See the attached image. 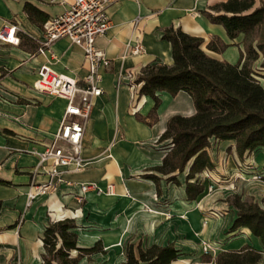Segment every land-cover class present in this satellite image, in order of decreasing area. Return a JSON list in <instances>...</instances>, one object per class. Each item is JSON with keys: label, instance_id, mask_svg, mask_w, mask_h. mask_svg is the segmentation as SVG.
I'll return each instance as SVG.
<instances>
[{"label": "crops", "instance_id": "obj_1", "mask_svg": "<svg viewBox=\"0 0 264 264\" xmlns=\"http://www.w3.org/2000/svg\"><path fill=\"white\" fill-rule=\"evenodd\" d=\"M223 1L118 0L107 7L112 27L95 39V45L110 64L101 69L103 92L92 100L84 127L81 154L88 163L81 171L64 173L63 182L56 183L51 193L30 199L31 183L49 179V163L39 166L35 152H42L54 136L66 106L65 99L34 90L38 69L47 64L53 73L81 82L87 63L82 50L67 38L52 43L55 59L38 54L41 26L24 11V3L29 2L51 18L72 0H0V29L15 25L17 31L13 35L17 41H0V179L10 182L0 185V264H42L43 229L65 218L75 221L80 246L101 242L102 253L93 254L90 261L82 259L88 263L124 262L127 242L142 247L173 243L180 255L169 264H214L219 252L243 246L264 250L247 227L231 229L236 209L227 201L237 193L252 195L261 203L264 180L252 177L264 174V149L239 158L234 140L211 139L207 151L214 168L191 179L204 190L188 199L187 169L174 173L180 182L176 185L167 180L168 175L150 168L160 165L167 152L169 141L158 138L168 119L194 114L193 100L185 91L157 92L156 119L149 123L154 100L139 94L140 84L134 83L144 66L173 63L171 45L162 38L169 26L201 37V47L209 56L236 63L243 51V34L232 40L221 24L206 16L212 5ZM254 1V7L259 6L261 0ZM21 35L25 36L22 44ZM215 37L230 45L221 52L207 49ZM137 41L145 51L131 54L126 44ZM260 61L261 57L255 63ZM151 173L158 176L157 182L144 175ZM66 182L111 185L113 194L89 191L79 197Z\"/></svg>", "mask_w": 264, "mask_h": 264}, {"label": "trees", "instance_id": "obj_2", "mask_svg": "<svg viewBox=\"0 0 264 264\" xmlns=\"http://www.w3.org/2000/svg\"><path fill=\"white\" fill-rule=\"evenodd\" d=\"M254 3V0H226L212 5L206 12L211 22L224 27L230 39L243 34V51H240L236 63L209 56L201 47V37L169 26L163 29L162 38L171 45L173 63L148 64L134 79L135 84H140L139 94L149 95L154 100L149 123L156 119L160 103L157 92L167 91L175 95L185 91L193 100L194 114L174 115L168 119L158 138L159 142L169 141L167 152L160 165L150 168L168 175L167 180L176 185L180 182L174 173L187 169L185 192L190 200L204 190L202 184L191 179L197 173L214 168L207 151L211 139L234 140L239 158L246 152L264 149V86L254 77L252 69V63L260 57V65L264 67V3L257 7ZM24 11L31 22L40 26L48 19L29 2L24 3ZM23 36L20 44L25 40ZM229 45L215 37L206 48L221 52ZM144 175L158 181L155 174ZM9 184L0 179V185ZM227 201L236 209L231 229L247 227L264 244V208L253 198H242L239 194ZM76 227L75 221L69 218L50 222L44 227L42 264H79L82 259L90 261L93 254L103 252L100 241L91 247L80 246ZM179 255L180 251L173 243L142 247L139 243L127 242L125 261L120 264H169ZM260 258L261 251L243 246L238 250L219 252L214 264H258ZM209 260L210 257L205 258V261Z\"/></svg>", "mask_w": 264, "mask_h": 264}, {"label": "built area", "instance_id": "obj_3", "mask_svg": "<svg viewBox=\"0 0 264 264\" xmlns=\"http://www.w3.org/2000/svg\"><path fill=\"white\" fill-rule=\"evenodd\" d=\"M117 1L72 0L67 9L48 18L41 26L37 53L55 59L51 50L52 43L60 38H67L82 50L87 63V73L81 82H78L73 78L53 73L47 64L41 65L38 69L34 90L63 98L66 100V106L54 136L46 143L42 152H35L39 166L49 163L47 169L49 179L44 183H31L33 190L28 194L30 199L39 194L51 193L56 188V183L63 182L64 173L81 171L88 163L81 154L84 127L91 114L92 100L103 92L100 85L101 69L107 68L110 64L109 58L95 45V39L112 27L107 7ZM139 19L137 16L133 20L134 26ZM15 31V25H5L0 29V41H11L10 36L14 35ZM126 49L131 54H141L145 51L139 41L134 44L127 43ZM258 177L259 175L255 176ZM66 185L76 190L79 197H85L89 191L113 194L111 185L105 188L96 183L66 182ZM203 249L207 250L206 247ZM260 263L264 264V250L261 252Z\"/></svg>", "mask_w": 264, "mask_h": 264}, {"label": "rangeland", "instance_id": "obj_4", "mask_svg": "<svg viewBox=\"0 0 264 264\" xmlns=\"http://www.w3.org/2000/svg\"><path fill=\"white\" fill-rule=\"evenodd\" d=\"M260 3H264V1H262L261 0V2ZM238 61V60H237ZM261 62V61H260ZM252 69H253V71H254V77L260 82V84L262 85V86H264V67H262L261 65H260V63H255V62H253L252 63ZM264 172V171H263ZM256 175H259V177L258 178H255V176ZM252 179H255V180H264V174L263 173H257V174H255L253 177H252ZM234 194H237V193H232L230 196H228V198H230L231 196H233ZM239 195H241V194H239ZM242 196V195H241ZM253 198L254 199V197L252 196V195H246L245 197H242V198ZM227 198V199H228ZM254 201H256L255 199H254ZM256 202H258V204L262 207V208H264V197L263 198H261V203L259 202V201H256ZM95 260H92V262H86L85 260H82L81 262H80V264H102L101 262H94Z\"/></svg>", "mask_w": 264, "mask_h": 264}, {"label": "bare ground", "instance_id": "obj_5", "mask_svg": "<svg viewBox=\"0 0 264 264\" xmlns=\"http://www.w3.org/2000/svg\"><path fill=\"white\" fill-rule=\"evenodd\" d=\"M10 40H11V42H15V41H17V39L12 35V36H10Z\"/></svg>", "mask_w": 264, "mask_h": 264}]
</instances>
